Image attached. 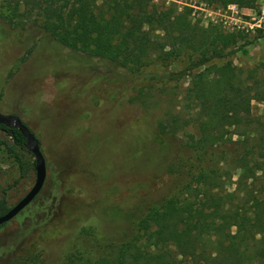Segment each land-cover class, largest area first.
Here are the masks:
<instances>
[{
	"label": "trees",
	"instance_id": "1",
	"mask_svg": "<svg viewBox=\"0 0 264 264\" xmlns=\"http://www.w3.org/2000/svg\"><path fill=\"white\" fill-rule=\"evenodd\" d=\"M196 1L253 9L261 0ZM189 15V8L178 12L150 0H0V19L10 28L30 20L54 45L83 58L86 73L117 96L81 137L66 138L65 122L38 123L36 131L62 142L53 162L60 173L57 215L4 264H264V114L253 115L251 107L264 105V77L226 60L236 50L246 54L251 42L240 32L201 26ZM182 57L187 65L178 74L140 79L152 62ZM185 73L178 118L116 123L126 84L133 81L129 103L146 110L147 81ZM0 134L12 142L0 139L18 169L16 184L26 172L17 152H27L24 141L1 125ZM33 134L48 175L45 143ZM228 182L232 192L223 189ZM11 187L1 190L0 215L11 207L5 199ZM113 190L127 195L110 201Z\"/></svg>",
	"mask_w": 264,
	"mask_h": 264
},
{
	"label": "rangeland",
	"instance_id": "2",
	"mask_svg": "<svg viewBox=\"0 0 264 264\" xmlns=\"http://www.w3.org/2000/svg\"><path fill=\"white\" fill-rule=\"evenodd\" d=\"M150 1L160 8L174 4L178 12L189 8L191 21H197L201 26L211 24L223 32H240L244 36V42H251L243 46L246 54L236 50L226 60L243 70L256 68L257 75L264 77V37L252 41L254 36L264 30L246 32L244 29H237V21L251 22V18L260 15V10L264 9V0L259 1L253 9H228L231 5L207 6L196 0ZM234 10L237 13H233ZM240 44L242 43L239 42L236 48ZM27 51L29 53L25 55ZM22 56L26 58L21 60ZM82 59L79 55L54 45L30 20L24 24L23 29H12L0 19V114L17 115L33 133L41 134L46 148L45 156L51 164V173H46L37 197L0 228V264L11 257L25 237L57 215L59 192L56 185L59 183L60 173L53 162H56L55 158L61 157L59 148H62V142L51 139L50 135L46 138L48 134L42 129L36 131L38 123L45 118L54 124L65 122L66 138L81 137L91 122L96 124L106 111L110 113L109 109L116 103V94L110 92L105 84L99 83L90 73H86ZM222 62H217L216 65ZM186 65V57L170 62L154 61L140 69V79H146L151 74H178ZM179 77L169 82L150 84L147 81L150 87L145 91L146 110L139 101L129 103V98L134 94L133 81L126 84L127 89L121 99L120 117L116 123L127 127L135 118H145L149 122L163 120L167 114L178 118V109L190 79L187 73ZM251 107L253 115L264 114V105L252 102ZM140 114H145L146 117ZM183 117L189 118L186 115ZM187 130L191 131L190 128ZM177 136L184 138L180 134ZM0 139L5 144L12 145L4 134H0ZM17 152L25 164L26 172L24 178L13 184L19 177L18 169L13 159L0 146V195L3 188L12 185L5 194L9 206L15 204L34 182L33 156L27 152ZM223 189L232 192L234 185L228 182ZM126 192L121 190L116 194L113 190L110 201L120 199L127 195Z\"/></svg>",
	"mask_w": 264,
	"mask_h": 264
},
{
	"label": "water",
	"instance_id": "3",
	"mask_svg": "<svg viewBox=\"0 0 264 264\" xmlns=\"http://www.w3.org/2000/svg\"><path fill=\"white\" fill-rule=\"evenodd\" d=\"M0 125L9 132L16 130L23 138V148L33 156L34 182L31 188L5 213L0 215V226L12 220L22 211L40 192L46 175L45 163L40 152L38 140L20 118L14 114H0Z\"/></svg>",
	"mask_w": 264,
	"mask_h": 264
},
{
	"label": "built area",
	"instance_id": "4",
	"mask_svg": "<svg viewBox=\"0 0 264 264\" xmlns=\"http://www.w3.org/2000/svg\"><path fill=\"white\" fill-rule=\"evenodd\" d=\"M236 6L231 5L228 9H235ZM233 13H237L236 10H234ZM237 29H244L246 32H255L258 30H264V9L260 10V15L258 17L251 18V22H238ZM236 25V24H235ZM243 25V26H239ZM244 27V28H243Z\"/></svg>",
	"mask_w": 264,
	"mask_h": 264
}]
</instances>
